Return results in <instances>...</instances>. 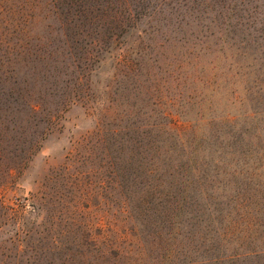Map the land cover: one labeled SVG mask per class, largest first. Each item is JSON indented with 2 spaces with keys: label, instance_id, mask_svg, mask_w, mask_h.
Listing matches in <instances>:
<instances>
[{
  "label": "rangeland",
  "instance_id": "obj_1",
  "mask_svg": "<svg viewBox=\"0 0 264 264\" xmlns=\"http://www.w3.org/2000/svg\"><path fill=\"white\" fill-rule=\"evenodd\" d=\"M263 50L264 0H0V264H264Z\"/></svg>",
  "mask_w": 264,
  "mask_h": 264
},
{
  "label": "trees",
  "instance_id": "obj_2",
  "mask_svg": "<svg viewBox=\"0 0 264 264\" xmlns=\"http://www.w3.org/2000/svg\"><path fill=\"white\" fill-rule=\"evenodd\" d=\"M243 49V48H242ZM240 50L241 49H237V51H239L240 52ZM244 50V49H243ZM246 50V49H245ZM261 54L262 55H264V50L261 52ZM249 69H256V70H259V69H262V71L264 72V69L263 68H261V66H258L257 64H256V62L254 61V64H251L250 66H249ZM261 82H264V80L263 81H260L259 80V77L257 76L256 77V79H255V81H254V83L255 84H257V85H261L262 83ZM254 85V84H253ZM249 91H251V87H249ZM262 97V96H261ZM254 98H260V92H258V93H256L255 94V96H254ZM261 99V98H260ZM235 101L236 102H239V101H242V98H241V96H240V94L238 93V92H236L235 91ZM257 112H256V110L254 109L253 111H252V113L251 114H249V116L251 117L252 115H256L257 116ZM159 155L161 156V154L159 153Z\"/></svg>",
  "mask_w": 264,
  "mask_h": 264
}]
</instances>
